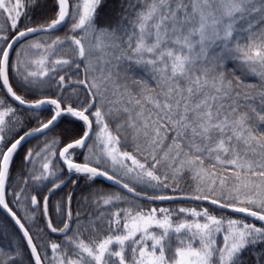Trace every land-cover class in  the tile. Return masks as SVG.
<instances>
[{
	"label": "snow or ice",
	"instance_id": "obj_1",
	"mask_svg": "<svg viewBox=\"0 0 264 264\" xmlns=\"http://www.w3.org/2000/svg\"><path fill=\"white\" fill-rule=\"evenodd\" d=\"M106 8L0 0V264H264V0Z\"/></svg>",
	"mask_w": 264,
	"mask_h": 264
},
{
	"label": "trees",
	"instance_id": "obj_2",
	"mask_svg": "<svg viewBox=\"0 0 264 264\" xmlns=\"http://www.w3.org/2000/svg\"><path fill=\"white\" fill-rule=\"evenodd\" d=\"M115 3H116V0H107V8H106V11L111 10L115 6ZM231 67H236V65L230 62V68ZM135 71L137 73L141 72L140 69H135ZM245 78L246 79H251V77H245ZM36 144H38V141L34 139V140L31 141V143L26 144L25 145V148L32 147L33 145H36ZM23 155H24V150H21L20 153L18 154V156L15 159L14 166H13V170H12L13 177H16L18 174H20V169H21ZM101 186L104 187L105 189H107L109 191H113V192L120 190L116 186L112 185L108 181H105V180H103L101 178L91 188L90 187H86L84 185V182L83 181H81L80 187L79 188H76V189H73V186L71 184H69L62 191H58V193L56 195H54L51 198V200L54 202V201L60 199L62 196H64L67 192H69V191H75V192L78 193V195L76 197H74V200H73V209L75 211L76 208H77V201L80 199V196L85 195V194H88L89 192L94 191L95 188H99ZM9 199H11V197H9ZM164 203L167 206L168 202H164ZM146 207H147V205H146ZM20 214L23 215V211L22 210H20ZM50 214L53 215V218L55 220L56 217H55V213L52 212L51 202H50ZM0 219H3V213L2 212H0ZM34 231H35V229H34ZM9 243L10 242H9V240H8L7 237H5L3 235H0V247L7 248V247H9ZM245 256H246V258L250 262L251 261V257H248L247 254H245Z\"/></svg>",
	"mask_w": 264,
	"mask_h": 264
},
{
	"label": "water",
	"instance_id": "obj_3",
	"mask_svg": "<svg viewBox=\"0 0 264 264\" xmlns=\"http://www.w3.org/2000/svg\"><path fill=\"white\" fill-rule=\"evenodd\" d=\"M34 140V139H33ZM32 141V140H31ZM109 183H111L110 181H108ZM115 186V185H114ZM117 187V186H116ZM118 188V187H117ZM119 189V188H118Z\"/></svg>",
	"mask_w": 264,
	"mask_h": 264
}]
</instances>
